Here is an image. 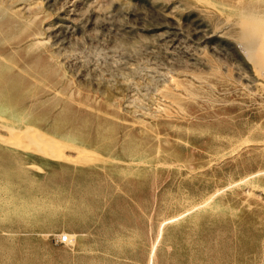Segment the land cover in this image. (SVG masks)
Here are the masks:
<instances>
[{"label": "rangeland", "instance_id": "rangeland-1", "mask_svg": "<svg viewBox=\"0 0 264 264\" xmlns=\"http://www.w3.org/2000/svg\"><path fill=\"white\" fill-rule=\"evenodd\" d=\"M242 18L264 42V0H0V264H264Z\"/></svg>", "mask_w": 264, "mask_h": 264}, {"label": "bare ground", "instance_id": "bare-ground-1", "mask_svg": "<svg viewBox=\"0 0 264 264\" xmlns=\"http://www.w3.org/2000/svg\"><path fill=\"white\" fill-rule=\"evenodd\" d=\"M39 1V0H38ZM67 1V0H66ZM74 1V0H73ZM48 3V2H47ZM210 3V2H209ZM49 4V3H48ZM72 5V4H71ZM22 6V5H21ZM20 6V7H21ZM18 7V6H17ZM68 7V6H67ZM27 8V7H26ZM60 9V8H59ZM68 9V8H67ZM210 10V9H209ZM15 11V10H14ZM70 11H71V9H70ZM211 11H213V10H211ZM27 12H28V10H27ZM76 13H77V11H76ZM92 13V12H91ZM203 14V13H202ZM96 15V14H95ZM212 15V14H211ZM36 16V15H35ZM66 16H68V15H66ZM79 16V15H78ZM80 17V16H79ZM94 17V16H93ZM64 19H67V18H65V17H63ZM88 18V17H87ZM90 18V17H89ZM83 18H81V20H82ZM69 20V19H68ZM78 20V19H77ZM80 20V21H81ZM85 20H87V19H85ZM94 20V19H93ZM225 20H227V19H225ZM250 20V19H249ZM249 20H245V21H243V18H242V28H243V31H242V40L243 41H240V44H242V50H244L245 52H246V54L248 55V56H246V57H249V59H252V61H254V63H255V67H254V63L252 62V64H253V67L255 68V69H257V72H258V75H257V77L259 76L263 81H264V42H261V40L259 39V37L255 34V33H253V32H251V31H249L248 30V27H249V25H251L252 23H250L251 21H249ZM57 21V20H56ZM59 21V20H58ZM69 21H71V20H69ZM88 21V20H87ZM86 21V22H87ZM96 21V20H95ZM95 21H93L94 23H95ZM86 22H84V23H86ZM228 22V21H227ZM226 22V23H227ZM230 22V21H229ZM83 23V24H84ZM197 23V22H196ZM231 23V22H230ZM48 24V23H47ZM61 24V23H60ZM91 24V23H90ZM71 25V24H70ZM82 25V24H81ZM92 25V24H91ZM230 25V24H229ZM50 26V25H49ZM46 27V26H45ZM44 27V28H45ZM89 27V26H88ZM199 27V26H198ZM259 27V26H258ZM60 28H62V27H60ZM80 28V27H79ZM240 28H241V25H240ZM241 28V29H242ZM260 28V27H259ZM64 29V28H63ZM230 29V28H229ZM62 30V29H61ZM259 30V29H258ZM261 30H263V29H261ZM65 31H66V28H65ZM80 31V30H79ZM219 31V30H218ZM223 31V30H222ZM55 32V31H54ZM170 32V31H169ZM225 32V31H224ZM71 32H69V34H70ZM219 33V32H218ZM222 33V32H221ZM55 34V33H54ZM170 34V33H169ZM174 34V33H173ZM58 35V34H57ZM70 35H72V34H70ZM53 36V35H52ZM219 36V35H218ZM58 37V36H57ZM56 37V38H57ZM60 37V36H59ZM64 37H67V35L65 36L64 35ZM69 38V37H68ZM181 38V37H180ZM188 38V37H187ZM214 38H215V36H214ZM47 39H49V38H47ZM60 39V38H59ZM58 39V40H59ZM205 39V38H204ZM55 40V39H54ZM38 41V40H37ZM45 41H47V40H45ZM69 41V40H68ZM40 42V41H39ZM56 42V41H55ZM54 42V43H55ZM227 42V41H226ZM225 42V43H226ZM263 43V44H262ZM22 44V43H21ZM62 45V44H61ZM232 45V44H231ZM65 46V45H64ZM230 47V46H229ZM64 50V49H63ZM56 51H57V49H56ZM55 51V52H56ZM54 52V53H55ZM62 52V51H61ZM27 53V52H26ZM246 54H244V55H246ZM37 60V59H36ZM25 68V67H24ZM150 73V72H149ZM186 73V72H185ZM151 74V73H150ZM179 74V73H178ZM255 74H256V72H255ZM149 75V74H148ZM176 76V75H175ZM249 76V75H248ZM184 77V76H183ZM178 78V77H177ZM173 79V78H172ZM174 80V79H173ZM109 81V80H108ZM111 81V80H110ZM109 83H107V85H108ZM113 84H115V83H113ZM175 84H177L176 82H175ZM249 84V83H248ZM130 85V84H129ZM176 86V85H175ZM111 87V86H110ZM131 87V86H130ZM259 87V86H258ZM113 89V88H112ZM172 89V88H171ZM179 89V88H178ZM171 91V90H170ZM173 91V90H172ZM179 92V91H178ZM164 93H166V92H164ZM176 93V92H175ZM58 94V93H57ZM172 94V93H171ZM181 95V94H180ZM183 96V95H182ZM185 97V96H184ZM171 101H173V100H171ZM129 104V103H128ZM130 104H132V103H130ZM173 108V107H172ZM164 110V109H163ZM131 112V111H130ZM17 133V132H16ZM159 137V136H158ZM55 151L56 150H64L65 148H68V145L67 144H63V143H52L51 145H50ZM189 213V212H188ZM186 215V213L185 214H182L181 216H179V217H174V218H171L170 220H167V221H163L164 223L161 225V230H160V236H158L159 238L161 237V235H162V231H163V228H164V226H165V224H167V223H169V222H173V221H175V220H177V219H179V218H181V217H183V216H185ZM158 240V239H157ZM158 242V241H157ZM156 242V243H157ZM155 252H156V245H154V247H153V249H152V255H154L155 254ZM154 258V257H153ZM151 262H152V260H151Z\"/></svg>", "mask_w": 264, "mask_h": 264}, {"label": "built area", "instance_id": "built-area-1", "mask_svg": "<svg viewBox=\"0 0 264 264\" xmlns=\"http://www.w3.org/2000/svg\"><path fill=\"white\" fill-rule=\"evenodd\" d=\"M60 242L64 243V244L69 243L70 242L69 236L68 235H64L63 237H60Z\"/></svg>", "mask_w": 264, "mask_h": 264}]
</instances>
